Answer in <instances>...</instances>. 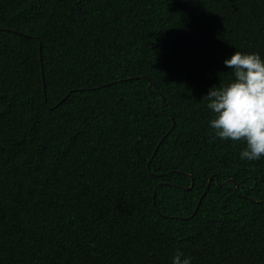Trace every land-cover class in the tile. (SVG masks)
I'll return each mask as SVG.
<instances>
[{
  "label": "trees",
  "instance_id": "16d2710c",
  "mask_svg": "<svg viewBox=\"0 0 264 264\" xmlns=\"http://www.w3.org/2000/svg\"><path fill=\"white\" fill-rule=\"evenodd\" d=\"M235 51L264 0H0V264H264V156L204 97Z\"/></svg>",
  "mask_w": 264,
  "mask_h": 264
},
{
  "label": "clouds",
  "instance_id": "9594fccd",
  "mask_svg": "<svg viewBox=\"0 0 264 264\" xmlns=\"http://www.w3.org/2000/svg\"><path fill=\"white\" fill-rule=\"evenodd\" d=\"M224 64L234 79L211 87L204 96L213 113L210 128L221 140L243 141L242 159L258 160L264 156V59L258 53L235 51ZM172 264H190V259L178 250Z\"/></svg>",
  "mask_w": 264,
  "mask_h": 264
},
{
  "label": "water",
  "instance_id": "95a60500",
  "mask_svg": "<svg viewBox=\"0 0 264 264\" xmlns=\"http://www.w3.org/2000/svg\"><path fill=\"white\" fill-rule=\"evenodd\" d=\"M151 86H152V82H149L148 85H147V89L149 90V92H151V93H153V92H157L156 90L151 89ZM162 105H163V98L161 99V107H162ZM162 138H163V136L159 138V140H158V142H157V144H156V146H155V148H154L153 153L156 151L157 146H158L159 143L161 142ZM230 180H232L233 188H234V190H235V188H236V187H235V181H234L233 179H231V178H227V179H225L224 181H222L221 183H219V181H218V176L215 175V181H216L217 184L223 185V184H225L227 181H230ZM209 181H210V180H208L206 186L209 185ZM198 203H199V202H197L196 207H195V209L193 210V213H195V211H196V209H197V206H198Z\"/></svg>",
  "mask_w": 264,
  "mask_h": 264
}]
</instances>
